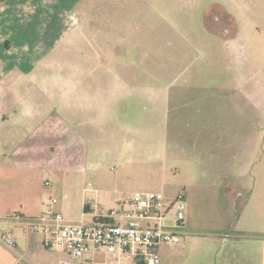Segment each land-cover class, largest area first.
I'll return each instance as SVG.
<instances>
[{"label":"crops","instance_id":"1","mask_svg":"<svg viewBox=\"0 0 264 264\" xmlns=\"http://www.w3.org/2000/svg\"><path fill=\"white\" fill-rule=\"evenodd\" d=\"M119 1L115 14L104 12L106 1L90 5L103 11L80 19L83 32L73 30L83 38V61L70 64V74L58 80L41 72L54 65L46 61L50 44L44 39L58 37L50 25L58 16H46L41 7L18 15L19 0H0V20L13 29L9 36L33 45L16 59L0 31L6 37L0 42V236L16 243L13 251L0 242V264H59L68 258L46 248L42 234L29 227L48 208L51 174L73 173L81 201L77 217H70L66 204L55 207L58 212L72 222H105L129 187L153 186L155 174L160 178L169 161L181 157V134L173 140L175 150L172 138L185 101L197 110L193 125L200 113L196 104L201 101L207 111L213 92L245 93L251 50L264 45V0H150L128 8ZM201 121L196 136L189 134L190 162L198 153L213 156L218 166L212 176L223 177L217 187L221 226L206 237L232 242V256L244 255L245 264H264V187L250 186L238 151L210 153L211 121ZM188 217L193 220L191 209ZM123 264L132 263L126 258Z\"/></svg>","mask_w":264,"mask_h":264},{"label":"rangeland","instance_id":"2","mask_svg":"<svg viewBox=\"0 0 264 264\" xmlns=\"http://www.w3.org/2000/svg\"><path fill=\"white\" fill-rule=\"evenodd\" d=\"M102 1H106L108 6L104 12L116 13L115 4L119 0H75L73 4L69 0H45L46 4L40 6L31 2L28 4L26 0H19L15 8L18 15L22 11L34 13L41 7L46 16L55 14L59 18L58 22L50 24L54 26V30L59 32L58 37L49 35L44 39L46 44H50V49L45 53L46 61L54 65L50 69L42 70V74H50L58 80H64L70 74L67 69L70 64L80 65L82 63L83 38L76 37L73 30L83 32V23L80 19L87 14L100 15L103 10L100 8L91 9L90 5L99 7L100 5L97 3ZM119 2L126 3L128 8L130 5L137 4L147 6L150 0H120ZM125 12L127 13V11ZM16 17L20 22L24 18L17 15ZM4 22L0 20V31L8 37L7 42L17 52L15 58L21 59L22 50L28 52V49H31L33 45L29 38L9 36L8 33L13 30L12 26L8 20ZM48 24H44L45 30L51 29ZM70 31L72 32L69 33ZM4 35L0 36V42H5ZM249 57V73L245 83V93L240 95L234 90L231 93L229 90H225V93L218 90L213 92L208 100L207 111L201 108V101L196 104L200 108V113L197 114L193 125L190 123L193 119L192 113H196L197 110L192 106L190 99L185 101L181 110H178L183 119L181 124L175 123L174 128L177 133L173 131L172 138V146L175 150L174 145L177 143L176 141L174 143L173 140L177 134H181L182 138L178 142L181 145V157L169 161L167 171L163 172L160 178H158V174H155L156 182L153 186L133 185L126 190L122 197L124 203L137 191L160 192L168 198H174L179 192L188 194L186 220L180 225L171 219L164 222L165 225L177 229L180 243L176 246L165 245L162 247L160 264H245L244 255L237 252L234 257L232 256L233 252H230L232 242L229 241L224 245L218 237H206V234H217L219 232L217 228L221 226L218 222L217 211L223 209L224 206L221 199L218 198L217 187L223 184V177L212 176L213 170L218 166L217 159L213 156L210 158L200 157L198 153L192 158V163L190 162L188 138L189 134L196 136L195 132L201 128V119L208 118L211 121L209 123L213 136L209 143L210 153L215 156V154H221L222 151L224 155L227 151L233 150V153L238 151V154L243 156V169L249 173L250 186H257L258 189L264 187V45L260 44L257 48H252ZM198 99L203 100L204 98L201 95ZM57 104L59 105V103ZM61 111L62 108L56 105V112ZM192 127L195 129L193 133H191ZM194 158L198 159L195 161ZM73 181L74 175L71 172L51 174L50 185L46 188L51 194V198L58 201L54 207H62L66 204L70 217H77L81 201L74 189ZM66 193L69 194V199L64 198ZM209 196L212 197L207 198ZM117 205L118 203L113 204L112 208ZM190 209L193 215L192 221L188 217ZM86 258L92 259V256L89 254ZM104 259L112 262L113 258L106 257L103 253L98 254L97 260L104 261Z\"/></svg>","mask_w":264,"mask_h":264},{"label":"built area","instance_id":"3","mask_svg":"<svg viewBox=\"0 0 264 264\" xmlns=\"http://www.w3.org/2000/svg\"><path fill=\"white\" fill-rule=\"evenodd\" d=\"M57 202L51 198L47 210L29 227L42 234L46 248L68 255L59 264H99L95 259L99 251L116 257L119 264L126 258L132 264H160L161 246L180 243L177 229L164 222L171 219L180 225L187 206L184 192L168 198L160 192L137 191L111 209L105 222L87 224L70 221L55 209ZM0 242L16 251L10 235L0 236ZM89 254L92 259L86 258ZM103 264L112 263L106 260Z\"/></svg>","mask_w":264,"mask_h":264}]
</instances>
